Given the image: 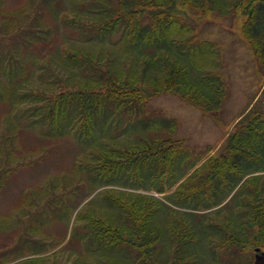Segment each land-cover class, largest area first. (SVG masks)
<instances>
[{
	"label": "rangeland",
	"instance_id": "1",
	"mask_svg": "<svg viewBox=\"0 0 264 264\" xmlns=\"http://www.w3.org/2000/svg\"><path fill=\"white\" fill-rule=\"evenodd\" d=\"M118 3L119 0H102L100 4L97 0H0V80L7 87L1 86L0 94V264H106L110 262L109 256H114L117 260L113 261L120 264H154L125 244L124 249L118 252L111 249L104 258V249H87L94 247L92 229L88 226L90 216L96 207L95 217L105 214L99 206L106 208L104 198L117 196L112 191L106 194L111 188L117 193L128 190L154 195L167 203L163 205L166 214L151 213L150 224L158 225L160 231L155 233L159 240L148 243L157 249V260L162 264H252L256 245L237 249L209 245L210 239L230 235L228 230L216 233L218 213L212 212L205 220V215L175 202H179L177 192L186 188L190 174L218 153L230 134L248 124L247 119L238 123L239 116H244L252 105L251 111L264 114V59L254 53L243 35L245 16L233 12L224 16L213 14L197 24L200 37L215 45L219 63L216 69L224 80L222 103L216 113L206 114L178 95L163 93L138 112L136 109L118 112L108 105L105 114L99 117L103 118V125L97 121L92 136L87 138L68 132L65 127L64 132H50L49 119L40 124L34 118L25 121L30 115H37L32 112L34 104L15 103L20 89V93L25 90L40 93L42 88H47L51 94L66 86L74 89L89 84L87 79L102 80L107 71L101 66L94 69V62H82L84 53L108 58L114 52L116 61L111 64L112 71L128 62L131 65L138 53L134 55L127 49L129 46L112 44L117 32L112 37L94 34L93 46L82 45L78 40L89 30L73 24L75 20L97 22L105 14L99 15L98 7H106L104 11H112V15ZM194 20L189 21L196 24ZM69 47L79 51L81 69L73 67L68 59ZM6 59L8 72L12 70L16 75L13 83L3 77H10L5 68ZM50 62L57 71L54 88L49 84V71L41 67ZM41 76L49 77L48 81L40 80ZM61 79H66V86ZM107 114L111 116L108 119ZM259 136L258 132L256 140ZM168 137L174 141V149L167 151L173 162L165 165L160 160L163 166L157 167L158 172L156 167L146 165L156 154L146 157L139 172L127 162L123 169H114L106 178L86 169L93 159L89 157L91 152L99 151L100 146L132 148L138 140L147 138L152 144ZM87 140L97 143L88 145ZM252 152L256 155L254 164L245 168L264 172V155L259 148ZM93 169L99 170L97 164ZM251 186L247 183L234 198L229 197L223 216L233 207L239 208ZM122 199L127 201L125 197ZM111 207L119 211L114 204ZM122 218L120 221L125 225H135L127 214ZM197 238L204 243L197 245ZM181 240L189 242V249H177ZM177 253L184 259L183 263L176 259Z\"/></svg>",
	"mask_w": 264,
	"mask_h": 264
},
{
	"label": "trees",
	"instance_id": "2",
	"mask_svg": "<svg viewBox=\"0 0 264 264\" xmlns=\"http://www.w3.org/2000/svg\"><path fill=\"white\" fill-rule=\"evenodd\" d=\"M97 1L100 4L102 0ZM105 8L98 7L97 13L105 14L104 18L97 22L74 21L73 24L78 28L89 30V33L78 41L82 45L93 46L94 34L112 37V34L117 32L118 37L112 44L129 46L127 49L134 55L138 53L136 58L131 65L128 62L125 67L112 71L111 64L116 61L113 57L114 52L108 58L84 53L82 62L83 60L92 64L94 62V69L101 66L107 71L102 80L87 79L89 84H80L73 89L66 86V79H61L66 87L51 94L47 93V88H42L40 93L29 90L20 93L21 89L18 90L15 103L23 105L31 101L35 107L32 112L38 115H30L25 121L34 118L36 124H40L49 119L50 132L63 131L65 127L68 132L90 138L96 122L103 125V118L99 117L105 114L108 105L118 112L121 110L132 112L133 109L138 112L143 110L152 98L163 93L178 95L206 114L216 113L222 103L224 80L216 69L219 63L216 62L215 45L211 40L201 38L200 28H197V24L202 22L204 17L213 14L224 16L233 12L235 15L245 16L243 35L254 53L264 59V0H119L112 15V11L106 12ZM190 19H195L193 22L197 23H191ZM74 47H69L66 55L73 67L81 69L82 66L78 65L81 56ZM7 61L4 60L5 68ZM41 67L49 71V76L51 75L49 84L54 88L57 81L56 69L51 62L41 64ZM39 70L41 71V68ZM6 72L11 78L4 75L3 77L11 79L10 82L13 83L16 75L14 76L12 70L8 72L7 68ZM48 78L41 76L40 80L46 81ZM33 84L34 82L29 85ZM1 86L7 88L3 80H0V94L3 90ZM15 90L16 87L13 91ZM251 110L247 118L245 115L238 121L241 123L247 119L248 124L230 134L227 143L221 145L220 151L202 162L190 174L186 188L177 192V195L179 194V202L175 201L177 206L205 215V220L209 219L212 212L218 213L216 233L228 230L230 235L226 237L219 235L217 239H210L209 245L214 248L220 244L231 249H237L238 246L264 247V172L256 174L262 170L245 168L250 163L254 164L256 157L252 152L254 148L256 150L259 148L264 155V114ZM110 117V114L105 116L106 119ZM63 119H66L65 124L62 123ZM258 132L260 138L256 140ZM94 142L96 141H86L88 145H93ZM173 143V139L168 137L152 144L145 138L138 140L132 148L130 146L124 147L125 149L121 146L116 149H111L109 145L100 146L99 151L91 152L89 157L93 159L87 163L86 167L89 168L86 169H92L91 173L96 172L98 177L106 178L114 169H123V164L127 162L139 172L140 165L144 164L146 157L156 154L146 165L150 168L156 167L158 172L157 167L163 166L162 162L165 165L173 162V156L167 153L169 149H174ZM141 159L143 161L140 162ZM96 164L99 170L93 169L96 168ZM247 183L252 186L247 190L244 202L240 203L239 208L233 207L226 216H223L222 210L228 205L229 197L234 198ZM189 189L193 192H187ZM110 191L117 196L110 195L104 198L107 199L105 200L107 202H104L107 204L106 208L104 206L99 208L105 214L100 213V217H95L96 207L90 216L88 226L92 229L90 234H93L91 238L94 247L87 249H104V252L107 251L103 252L104 258L108 251L115 249L118 252V249H124L122 245L125 244L136 250L139 257H144L154 264H162L163 262L157 260V249H152L148 243L159 240L155 233L160 231L158 225L150 224L151 213L166 214L163 205L167 203L154 195L128 190L117 193L112 188L106 194ZM123 197L132 203L125 204L127 201L122 199ZM182 201L188 202L183 204ZM113 204L119 208L118 212L111 207ZM126 214L132 219L134 226L129 227L120 221ZM140 220H143L142 223ZM240 220H245L246 223L242 222L241 225ZM200 241L201 238H197L196 244L204 243ZM188 243L181 240L177 249H189ZM178 254L176 259L183 263L184 259ZM113 260L117 259L109 256L110 262L106 264H120L119 261Z\"/></svg>",
	"mask_w": 264,
	"mask_h": 264
},
{
	"label": "water",
	"instance_id": "3",
	"mask_svg": "<svg viewBox=\"0 0 264 264\" xmlns=\"http://www.w3.org/2000/svg\"><path fill=\"white\" fill-rule=\"evenodd\" d=\"M253 264H264V252L263 253H257L255 255V260Z\"/></svg>",
	"mask_w": 264,
	"mask_h": 264
},
{
	"label": "flooded vegetation",
	"instance_id": "4",
	"mask_svg": "<svg viewBox=\"0 0 264 264\" xmlns=\"http://www.w3.org/2000/svg\"><path fill=\"white\" fill-rule=\"evenodd\" d=\"M264 251L261 249V247H258V249H255V254L257 253H263Z\"/></svg>",
	"mask_w": 264,
	"mask_h": 264
}]
</instances>
